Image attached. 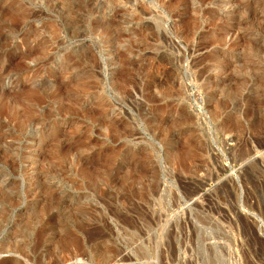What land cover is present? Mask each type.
Returning a JSON list of instances; mask_svg holds the SVG:
<instances>
[{
	"label": "rangeland",
	"instance_id": "1",
	"mask_svg": "<svg viewBox=\"0 0 264 264\" xmlns=\"http://www.w3.org/2000/svg\"><path fill=\"white\" fill-rule=\"evenodd\" d=\"M0 264H264V0H0Z\"/></svg>",
	"mask_w": 264,
	"mask_h": 264
}]
</instances>
